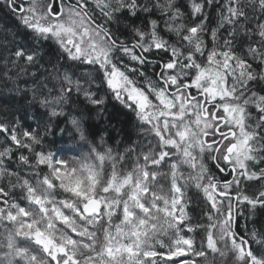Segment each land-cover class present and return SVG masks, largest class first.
<instances>
[{"label":"snow or ice","instance_id":"snow-or-ice-1","mask_svg":"<svg viewBox=\"0 0 264 264\" xmlns=\"http://www.w3.org/2000/svg\"><path fill=\"white\" fill-rule=\"evenodd\" d=\"M0 264H264V0H0Z\"/></svg>","mask_w":264,"mask_h":264}]
</instances>
